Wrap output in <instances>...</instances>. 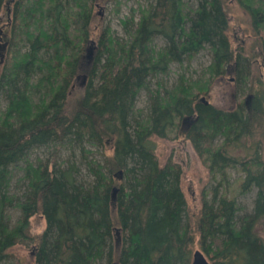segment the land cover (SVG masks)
Wrapping results in <instances>:
<instances>
[{
  "label": "trees",
  "instance_id": "trees-1",
  "mask_svg": "<svg viewBox=\"0 0 264 264\" xmlns=\"http://www.w3.org/2000/svg\"><path fill=\"white\" fill-rule=\"evenodd\" d=\"M5 1L0 0V10ZM69 1L12 4L4 41L17 34L21 14L27 28L26 48L15 55L6 51L0 70V96L7 99L0 109V264L10 247L26 242L34 245L33 264H97L104 258L106 264H190L196 241L213 264H264V236L256 228L264 220V96L249 92L230 109L200 97L208 93L210 78L231 68L238 80L251 67L248 55L230 42L223 0H198L193 8L187 0H148L138 5L135 23L130 16L121 20L128 33L124 40L108 25L93 34L87 0L77 3L73 15ZM121 1L128 0H114ZM236 1L260 34L264 57V0ZM37 12L41 18L31 22ZM159 36L161 46L155 43ZM205 45L212 60L203 83L194 86L180 73L170 87H149L151 77L167 74L172 62L181 64ZM34 77L32 90L41 92L37 100L28 85ZM143 88L149 109L138 117L135 99ZM72 93L78 95L75 106L68 105ZM183 123L186 139L220 175L210 196L202 193L194 220L180 185L181 165L171 158L159 165L151 139L167 136L171 128L178 131ZM258 129V140L250 141ZM85 141L101 147L105 163L88 158ZM65 142L85 154L90 180H76L73 162L60 166L27 159L32 147ZM22 159L25 186L11 197L20 216L9 225L3 217L7 172ZM230 167L244 173L241 191L257 188L254 210L239 221L236 198L219 189ZM36 213L45 226L29 234Z\"/></svg>",
  "mask_w": 264,
  "mask_h": 264
},
{
  "label": "rangeland",
  "instance_id": "rangeland-1",
  "mask_svg": "<svg viewBox=\"0 0 264 264\" xmlns=\"http://www.w3.org/2000/svg\"><path fill=\"white\" fill-rule=\"evenodd\" d=\"M27 1L29 2V0ZM80 1L82 0H70L69 5L67 4V8L70 7L69 11L72 15L77 10V3ZM13 2L14 0H6L0 10V70L5 61L6 51L8 54L10 50V53L15 55L18 52V48H26L23 42L24 39L22 38L26 34L25 30L27 27L23 23L22 14L17 17L15 22L17 34L11 41H4L8 34L7 30L11 25ZM91 2L87 0V4L92 9L91 26L93 34H97L103 26L108 25L110 32L115 37L124 40L128 37V33L122 25L121 20L130 16L135 23L139 17L138 5L141 4L144 6L148 3V0H128L118 3H115L114 0H92ZM197 2L198 0H187L189 7L192 8L195 7ZM223 3L229 20L228 35L230 42L233 47L240 46V51L248 55L251 61V67L247 74L240 75L238 80L234 79V71L231 68L222 75L210 78L208 93L206 95L200 94V97H207L213 104L230 109L235 106L237 101L240 99L243 100L249 92L256 90V92L264 96V57L261 55V36L253 30L248 13L236 0H223ZM131 8H134V11ZM37 14L31 22L39 21L41 18L39 16L40 13L37 12ZM128 28L131 29L133 27L129 24ZM155 43L157 46H161L164 44V39L159 36L156 38ZM89 45L92 46L93 43L89 42ZM94 52L95 46L90 48V54L93 55ZM41 55L46 56L47 54L43 52ZM211 60L212 51L208 45H205L194 56L187 58V60L185 59L181 64L172 62L167 74H158L155 77H151L148 85L151 89H159L157 86H161V88L166 86L170 87L176 82L179 74L183 73L185 79L196 86L208 78V66ZM35 79L34 77L33 81L30 80L28 85L31 87V91L29 89L30 94L33 95L34 100H37L41 92L37 87L32 90L37 82ZM82 80V82L76 84L75 88L77 91H80L79 88L84 87L87 77L84 76ZM245 82L249 85L248 88L244 86ZM250 88L253 89L250 90ZM77 96L73 97V93L71 94L70 98L72 99L68 103L69 106L76 105L77 102L74 98ZM6 103V96L2 94L0 96V109H4ZM148 109L147 92L143 88L139 91L135 99V116L140 117L146 115ZM185 125L187 126L186 123H183L182 128L178 131L175 128L169 129L165 137L152 135L151 139L155 143V154L159 165H164L168 158H171L181 165L180 185L186 199L188 215L191 220H194L201 207L202 193L205 192L206 196L209 197L213 187L220 179V175H216L209 170V167L194 149L191 141L186 139L184 135L185 131H183V128L186 127ZM259 136V129L257 131L255 130L250 141H257ZM84 146L90 150L88 158H94L101 163H105L104 155L99 145L85 141ZM261 153L264 160V146L261 147ZM84 155V153H81L78 145L65 142L64 144H48L32 147L28 152L27 159L33 164L52 163L54 161L56 165L60 166H66L68 162H73L76 180L87 181L92 176L84 161ZM24 161L22 159L16 165L10 166L7 172V186L4 197L6 204L3 207V217L9 225L15 223L16 219L20 216L18 204L11 197L21 195L24 189L25 181L23 180L22 171ZM243 174L240 167L228 168L226 172V179L228 181H222V186L219 188L220 193L236 198L239 205L237 212L238 221L245 214H249L254 210L257 193V188L254 186L247 191L240 190ZM44 226L45 218L40 213H36L29 219L28 233H39ZM256 228L259 234L264 236V220L257 224ZM208 243L209 241L206 242V246L210 245ZM213 243L217 244V241ZM196 248L201 249L198 241L192 247L193 250ZM8 252L9 256L3 262L4 264L34 263V245L32 242L16 243L8 249ZM105 261V258L98 260L97 264H106Z\"/></svg>",
  "mask_w": 264,
  "mask_h": 264
},
{
  "label": "water",
  "instance_id": "water-1",
  "mask_svg": "<svg viewBox=\"0 0 264 264\" xmlns=\"http://www.w3.org/2000/svg\"><path fill=\"white\" fill-rule=\"evenodd\" d=\"M113 264H117V263L114 262ZM190 264H213V263L207 258V256L201 249L196 248L192 251Z\"/></svg>",
  "mask_w": 264,
  "mask_h": 264
}]
</instances>
